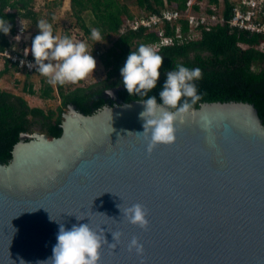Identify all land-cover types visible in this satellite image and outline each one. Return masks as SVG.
Wrapping results in <instances>:
<instances>
[{"label": "water", "instance_id": "water-1", "mask_svg": "<svg viewBox=\"0 0 264 264\" xmlns=\"http://www.w3.org/2000/svg\"><path fill=\"white\" fill-rule=\"evenodd\" d=\"M141 99L86 115L69 105L63 133L23 134L0 161V264H49L59 223L88 220L99 264H264V120L254 104L192 109L172 143L149 152ZM142 203L149 225L121 209ZM120 204V207L118 205ZM77 216H85L77 221ZM136 235L137 253L128 247Z\"/></svg>", "mask_w": 264, "mask_h": 264}, {"label": "trees", "instance_id": "trees-1", "mask_svg": "<svg viewBox=\"0 0 264 264\" xmlns=\"http://www.w3.org/2000/svg\"><path fill=\"white\" fill-rule=\"evenodd\" d=\"M36 2L37 0H0V18L11 24L8 33L0 32V49L14 46L20 50L17 40L13 41L11 37L23 32L18 26L19 18L30 19L37 27L36 23L43 18V12ZM189 3L190 0H71V11L76 23L87 35H90L92 27H97L101 30L104 41L116 36L112 46L103 53L98 51L107 72L106 79L88 87L75 86L81 79L74 83L56 84L54 88L42 77L38 96L43 100L52 99L56 90L60 99L56 109L47 110L30 107L19 94L0 88V161L4 164L11 162L15 146L21 141L23 134L40 132L49 138L60 137L63 133L64 114L69 105L81 113L93 115L104 106L114 105L116 98L125 103L143 99L144 97L128 93L122 83L120 67L130 50H135L140 43H156L159 35L156 30L146 26H140L137 30L129 28V21L142 14H160L165 9L186 12L190 8ZM209 3L208 13L218 14L221 5H224L225 22L214 25L210 31H204L199 40L159 49L158 52L164 57L161 75L157 86L148 95L157 94L159 100L158 90L166 78L165 72L177 63L189 68L198 66L202 75L195 83L200 97L193 109L208 102H248L256 106L264 120V49L261 47L264 35L229 27L227 21L232 14L231 0H209ZM133 6L140 9L142 14H134ZM193 8L201 10L199 4H194ZM49 12L48 21L51 23L54 13ZM181 22L184 33L188 32V22ZM166 34H174V28L168 22ZM31 43L24 48L30 58ZM13 67L18 70V62L10 63L5 60L0 74ZM28 72L25 71L26 76L29 75ZM71 86L75 87L70 88ZM23 89L28 94H36L30 82H25ZM108 89H111V95L107 92Z\"/></svg>", "mask_w": 264, "mask_h": 264}, {"label": "clouds", "instance_id": "clouds-1", "mask_svg": "<svg viewBox=\"0 0 264 264\" xmlns=\"http://www.w3.org/2000/svg\"><path fill=\"white\" fill-rule=\"evenodd\" d=\"M40 29L32 37L30 51L34 57L28 66L45 76L48 83L65 84L77 82L93 73L96 58L88 50L85 40H74L69 35L54 34L52 24L45 18L36 23ZM11 24L0 18V32L8 33ZM92 41H103L101 30L90 29ZM28 50V51H29ZM26 52L25 54H27ZM164 57L148 44L140 43L135 50H130L120 67L122 83L130 95H139L144 107L139 112L143 122L142 133L147 141L146 149L151 151L159 143H172L176 139V129L182 123L185 114L193 109L200 97L195 81L202 75L200 67H192L177 63L165 72L166 78L157 94L148 92L157 86L161 75ZM24 63V61H21ZM107 92L111 95V89ZM120 207V204L118 205ZM121 209V207H120ZM128 223L147 228L149 218L146 207L140 203H129L121 209ZM85 216H77V221ZM114 239L109 242L102 238L99 229L90 226L88 220L72 223L67 227L59 223L56 243L52 247L49 264H99L100 249L104 244L116 248L120 242V232H113ZM130 250L142 252L143 244L133 235L128 240Z\"/></svg>", "mask_w": 264, "mask_h": 264}, {"label": "rangeland", "instance_id": "rangeland-1", "mask_svg": "<svg viewBox=\"0 0 264 264\" xmlns=\"http://www.w3.org/2000/svg\"><path fill=\"white\" fill-rule=\"evenodd\" d=\"M190 3L192 5L199 4L202 11L204 12H207V9L210 5L209 0H190ZM36 4L41 12H43V18L48 20L50 17L49 11L54 13V17L51 22L55 31L54 34L60 36L69 35L74 40H85L88 43V50L91 51L93 56L96 58V68L93 70V73H89L85 78L82 79L80 83H76L75 86L88 87L91 85H96L105 80L107 72L99 58V54L103 53L107 48L112 46L116 36H112L110 39L105 41H92L90 35H87L85 30L77 25L76 18L73 16L71 11V0H37ZM132 9L134 10V14H142L140 9H136L135 6H133ZM223 9L224 5H221L220 11ZM18 26L23 32L17 36H12L11 38L13 41L17 40L19 43V49L24 52V48L29 47L30 43L32 42V37L37 34L40 29H38V27H36L30 19L26 18H19ZM95 49L97 50L94 51ZM98 51L100 52L99 54ZM31 57L34 58L33 56ZM25 71V68L19 67V69L16 70L13 67L10 69V71L2 73L0 75V88L19 94L24 99H26L30 107H39L44 110L50 108L56 109L60 104V99L55 89L53 92L54 97L52 99L43 100L38 96L42 86L41 78L43 77L45 81L48 82L47 78L35 71H26L29 74L26 76ZM25 82H30L33 84V88L36 92L35 95L28 94L24 91L23 88ZM51 85L54 88L56 87V85ZM75 86H71L70 88Z\"/></svg>", "mask_w": 264, "mask_h": 264}, {"label": "built area", "instance_id": "built-area-1", "mask_svg": "<svg viewBox=\"0 0 264 264\" xmlns=\"http://www.w3.org/2000/svg\"><path fill=\"white\" fill-rule=\"evenodd\" d=\"M232 14L227 21L231 29L245 30L250 33L264 35V0H231ZM190 8L186 12H180L173 9H165L160 14H142L138 15L133 21H129V28L137 30L140 26L153 28L158 32L159 40L149 43L157 51L165 46H173L176 43L183 44L189 41L201 39L204 31H210L212 27L219 23H224L223 11L217 13H208L201 10L197 11L190 3ZM188 22L189 30L184 33L182 22ZM170 23L174 28L173 35L166 34V24ZM264 49V43L262 44ZM15 47H5L0 49V71L5 66V60L10 63L18 62V66L25 68L29 72H38L35 66L29 67L28 61H33L29 54H25ZM24 61L22 63L21 61ZM1 75V74H0Z\"/></svg>", "mask_w": 264, "mask_h": 264}, {"label": "flooded vegetation", "instance_id": "flooded-vegetation-1", "mask_svg": "<svg viewBox=\"0 0 264 264\" xmlns=\"http://www.w3.org/2000/svg\"><path fill=\"white\" fill-rule=\"evenodd\" d=\"M118 101H120V100H118V98H116V103H118ZM116 103H115V104H116Z\"/></svg>", "mask_w": 264, "mask_h": 264}]
</instances>
